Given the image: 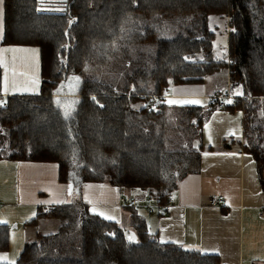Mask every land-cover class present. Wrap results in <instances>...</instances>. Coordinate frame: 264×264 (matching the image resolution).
Listing matches in <instances>:
<instances>
[{"label": "trees", "instance_id": "obj_1", "mask_svg": "<svg viewBox=\"0 0 264 264\" xmlns=\"http://www.w3.org/2000/svg\"><path fill=\"white\" fill-rule=\"evenodd\" d=\"M221 27L228 50L217 58ZM2 44L37 47L41 82L36 93L4 96L0 64V160L54 162L62 183L144 190L172 206L181 180L215 149L204 127L224 110L242 114L234 141L255 159L264 191V0H4ZM221 70L233 95L226 104L165 99L172 86L205 84ZM71 76L78 83L62 109L57 92ZM124 206L129 229L86 204L41 209L26 223L54 218L57 230L39 231L14 263L0 264H221L216 254L160 241L139 206ZM10 229L0 223V252L10 249Z\"/></svg>", "mask_w": 264, "mask_h": 264}, {"label": "crops", "instance_id": "obj_2", "mask_svg": "<svg viewBox=\"0 0 264 264\" xmlns=\"http://www.w3.org/2000/svg\"><path fill=\"white\" fill-rule=\"evenodd\" d=\"M3 38L4 0H0L3 95L38 92L40 50L3 45ZM19 51H24L26 57L16 56ZM28 57L31 58V68L26 63ZM21 71L30 76L21 77ZM77 83L74 77L68 79L60 87L63 94H66L67 85L75 89ZM211 90L206 84H180L169 88L165 99L168 103L174 101L171 104L175 105L208 106ZM57 93L62 97L61 90ZM242 134L240 112L215 111L204 127V141L214 145L215 149L202 153L199 172L188 174L181 180L173 194L174 204L166 211L148 212L141 201L135 208L160 241L216 254L221 264H259L264 261V191L259 183L255 159L241 151L238 141H234L240 140ZM226 138H230L231 148L225 146ZM3 173H9L11 180L1 178ZM126 193L129 192L123 193L121 188L106 183H81L79 180L72 186L62 183L59 167L54 162L0 160V223L11 225L16 222L10 229V249L0 252V262L11 263L18 258L25 242L34 240L39 233V230L33 232V239L24 236L28 226L37 227L39 224L26 222L39 210L52 205L86 204L94 214L117 222L125 216L130 224L131 209L119 203V198ZM209 194L225 195V204L208 205L206 198Z\"/></svg>", "mask_w": 264, "mask_h": 264}, {"label": "rangeland", "instance_id": "obj_3", "mask_svg": "<svg viewBox=\"0 0 264 264\" xmlns=\"http://www.w3.org/2000/svg\"><path fill=\"white\" fill-rule=\"evenodd\" d=\"M216 33H217V35H216V39H215L214 53H215V56L217 58H222V57L226 56V54H227L228 41L226 40V33H225V31H224V29L222 27L219 28V29H217L216 30ZM26 47H30V46H26ZM32 49L33 50H36V52H37V49L36 48H32ZM18 55H25V52L24 51H19L18 53H16V56H18ZM25 57H26V55H25ZM26 63L31 68V58L30 57H28L26 59ZM33 71L34 70H32V73H33ZM226 71L227 70H221L220 72L216 73L215 75L209 76L208 77V81L205 83L206 84V87L207 88L209 87V88H211L214 91H215V89H218L220 92H226V91H228V89H229V81H228V74L226 73ZM20 75L23 78L30 76L29 73H25L24 71H21ZM72 77H74L76 79V81L78 80V77L77 76H71V78ZM39 81H40V79H39ZM61 88H59V90H61L62 97H59L58 98V102L60 103V107L62 109H67L68 105L66 106V104L72 100V97L71 96H73L74 93H75L74 92L75 91L74 90V86L71 85V87H69L67 85V89L65 90L66 94H63ZM212 90H211V93L212 94L210 95V97L213 95V92H214ZM11 93H12V90H11ZM69 105H70V103H69ZM1 178L7 179V180H11V175L9 173H3L1 175ZM106 184H108V183H106ZM122 191L124 193L125 192V189H122ZM119 203H120L121 206H124V203L121 202L120 198H119ZM119 221L118 222L120 223V225L122 227L127 228V229L130 228L129 225L131 223L129 224V218L128 217L121 216L119 218ZM15 224H16V222H13L11 224V228H13ZM27 228H28V229H26L27 232H26V230L24 231V236L31 237V239H33V237H34L33 236V232H35L37 230H39L40 233H51V232H55L57 230V228H58V222L54 218H42V219H40L39 224H38L37 227H34V225H30ZM21 231H22V228H21ZM17 232H20V230H17ZM14 262H11V263H14Z\"/></svg>", "mask_w": 264, "mask_h": 264}, {"label": "built area", "instance_id": "obj_4", "mask_svg": "<svg viewBox=\"0 0 264 264\" xmlns=\"http://www.w3.org/2000/svg\"><path fill=\"white\" fill-rule=\"evenodd\" d=\"M212 97L219 100L221 104H226V101L231 99L233 95L230 91H226L224 93L216 90ZM225 146L231 148L230 141L226 142ZM127 195H130V197H127ZM141 199H143L144 206L147 208L148 212L166 211L171 206V198H169L166 202H158L153 196L146 195L144 190L133 191L120 197L121 202L124 204L135 206H140ZM128 200H130V202H128ZM225 202L226 198L223 194H209L206 198V203L211 206H221Z\"/></svg>", "mask_w": 264, "mask_h": 264}, {"label": "water", "instance_id": "obj_5", "mask_svg": "<svg viewBox=\"0 0 264 264\" xmlns=\"http://www.w3.org/2000/svg\"><path fill=\"white\" fill-rule=\"evenodd\" d=\"M125 235L128 240H130L129 237H133L131 241H137L138 239L136 233L133 230H126Z\"/></svg>", "mask_w": 264, "mask_h": 264}, {"label": "snow or ice", "instance_id": "obj_6", "mask_svg": "<svg viewBox=\"0 0 264 264\" xmlns=\"http://www.w3.org/2000/svg\"><path fill=\"white\" fill-rule=\"evenodd\" d=\"M41 2H42V0H41ZM228 102L231 103V101H228ZM3 103H4L3 101H0V104H3ZM169 103H174V101H169ZM187 103H198V101H188ZM65 115L66 116L68 115V112L67 111L65 112ZM129 239L131 240V239H133V237H129Z\"/></svg>", "mask_w": 264, "mask_h": 264}]
</instances>
